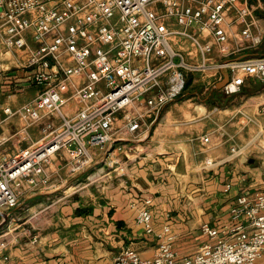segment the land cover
Here are the masks:
<instances>
[{
	"label": "built area",
	"instance_id": "built-area-1",
	"mask_svg": "<svg viewBox=\"0 0 264 264\" xmlns=\"http://www.w3.org/2000/svg\"><path fill=\"white\" fill-rule=\"evenodd\" d=\"M259 4L0 0V49L12 53L16 66L27 70L26 81L38 87L34 98L11 114L23 120V130L42 123L37 141L0 160V212L18 204L23 180L46 181L53 159H62L70 173H80L99 154L145 138L163 107L182 94L187 72L220 76L226 67L229 77L221 88L226 94L240 92L248 77L264 80V54L238 56L264 39ZM69 100L79 104L72 113L64 107ZM4 141L0 136V145ZM96 173H88V179ZM150 204L151 198L143 199L135 217L146 233L153 231ZM230 217L236 222L222 230L203 222L200 230L208 240L193 254L180 255L166 227L156 234L160 241L151 259L127 246L112 264H259L264 256V190L238 194ZM7 260L0 249V261Z\"/></svg>",
	"mask_w": 264,
	"mask_h": 264
},
{
	"label": "crops",
	"instance_id": "crops-1",
	"mask_svg": "<svg viewBox=\"0 0 264 264\" xmlns=\"http://www.w3.org/2000/svg\"><path fill=\"white\" fill-rule=\"evenodd\" d=\"M258 1L264 28V0ZM27 40L32 43L30 34ZM257 48L264 54V39ZM253 55L259 54L238 56ZM26 72L0 49V160L42 136V123L23 130V120L11 114L38 91ZM177 99L163 107L145 138L99 154L84 172L70 173L62 159H53L46 181L23 180L18 204L1 211L8 218L0 227V249L8 260L0 264H112L127 246L151 259L160 241L156 234L166 227L178 253L189 255L208 240L203 222L219 230L234 224L236 196L264 190V91L218 109ZM78 106L69 100L64 107L72 113ZM233 144L238 150H231ZM92 172L97 176L88 179ZM145 198H151V233L135 219Z\"/></svg>",
	"mask_w": 264,
	"mask_h": 264
},
{
	"label": "rangeland",
	"instance_id": "rangeland-1",
	"mask_svg": "<svg viewBox=\"0 0 264 264\" xmlns=\"http://www.w3.org/2000/svg\"><path fill=\"white\" fill-rule=\"evenodd\" d=\"M183 47L187 49L190 44L183 40ZM261 48V47H259ZM259 48L254 49V52L260 55ZM264 49V48H263ZM262 52V51H261ZM187 83L179 96L177 101H187L193 105H206V107L215 106L216 109L223 108L226 105H238L241 97L258 91H264V80L256 77L247 78L245 84L242 86L240 92L235 94H226L222 89L215 87L213 76L210 72L193 71L187 72ZM191 108V106L189 107ZM237 145L233 144L231 148H236ZM101 155V154H100ZM70 190V189H69ZM73 190V188H71Z\"/></svg>",
	"mask_w": 264,
	"mask_h": 264
},
{
	"label": "water",
	"instance_id": "water-1",
	"mask_svg": "<svg viewBox=\"0 0 264 264\" xmlns=\"http://www.w3.org/2000/svg\"><path fill=\"white\" fill-rule=\"evenodd\" d=\"M231 59H227L226 62H228ZM220 72L222 74V77L215 83V87L220 89L223 87V85L227 82L228 77H229V72L228 69L226 67H222L220 69ZM0 214L3 216L4 220L3 222L0 223V227L3 225L4 222H6L8 216L6 213L0 212Z\"/></svg>",
	"mask_w": 264,
	"mask_h": 264
}]
</instances>
